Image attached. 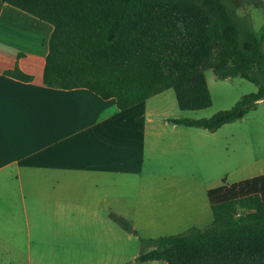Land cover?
I'll return each mask as SVG.
<instances>
[{"label":"trees","instance_id":"obj_1","mask_svg":"<svg viewBox=\"0 0 264 264\" xmlns=\"http://www.w3.org/2000/svg\"><path fill=\"white\" fill-rule=\"evenodd\" d=\"M53 25L46 86L87 88L127 110L169 89L181 110L209 108L206 72L258 87L234 107L176 125L216 132L264 100V33L237 13L241 0H1ZM262 7L263 0H250ZM7 75L24 82L19 68ZM213 192V191H212ZM213 223L184 234L142 240L140 262L264 264V175L226 190ZM121 227L129 223L111 215Z\"/></svg>","mask_w":264,"mask_h":264},{"label":"crops","instance_id":"obj_2","mask_svg":"<svg viewBox=\"0 0 264 264\" xmlns=\"http://www.w3.org/2000/svg\"><path fill=\"white\" fill-rule=\"evenodd\" d=\"M246 14L253 24L249 9ZM261 25L260 31L254 28L256 32L264 33V16ZM53 32L52 24L0 0V261L4 264H38L34 260L43 256L38 249L33 251L31 235L22 231L31 224L29 194L41 201L53 198L58 212L99 218L107 203L106 194L101 198L106 192L102 186L108 180L141 175L163 133L171 125L176 132L183 127L159 106L173 89L121 111L115 99L105 100L87 88L46 86ZM17 68L32 81L7 75ZM262 175L234 182L226 190ZM81 196L83 205L77 202ZM214 202L212 197L210 208ZM105 213L104 219L59 222L70 232L67 248L58 256L120 264L125 230L112 216L107 220ZM13 228L19 230L14 236ZM88 228L94 230H80Z\"/></svg>","mask_w":264,"mask_h":264},{"label":"rangeland","instance_id":"obj_3","mask_svg":"<svg viewBox=\"0 0 264 264\" xmlns=\"http://www.w3.org/2000/svg\"><path fill=\"white\" fill-rule=\"evenodd\" d=\"M241 1L237 13L244 17L249 9L251 16H254V28L260 31L263 6L250 7L253 5L250 0ZM206 76L213 100L209 108L182 111L173 90L160 99L159 106L173 118L208 119L220 111L231 109L244 96L258 91L254 83L241 77L222 80L212 70H208ZM149 159L141 175L108 180L102 186L106 192L101 194V198L106 194L107 203L106 210L100 211L99 218L79 212H58L53 198L47 199L46 196L41 201V197L29 194L26 198L31 224L22 231H26L29 238L31 235L29 246L33 251L38 249L43 254L34 262L105 264V260L82 257L71 260L58 256L66 250L70 232L59 222L104 219L105 212L107 220L115 214L130 225L129 230L123 228L125 236L120 250V264H152L138 260L144 239L179 235L193 227L205 229L210 226L214 221L210 199L213 197L214 201H218L234 182L264 172V101L242 120L227 124L216 132L184 126L176 132L171 125L157 140ZM83 199L84 196H81L77 202L82 203ZM34 222L40 224L34 226ZM80 230L89 232L94 229ZM17 231L13 228L11 235H16ZM136 254L138 257L134 256ZM0 264L4 263L0 261Z\"/></svg>","mask_w":264,"mask_h":264}]
</instances>
